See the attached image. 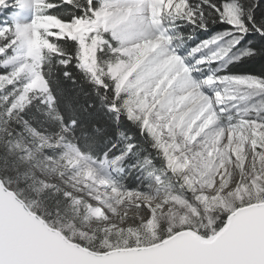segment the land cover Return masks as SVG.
I'll return each mask as SVG.
<instances>
[{"label":"snow or ice","instance_id":"1","mask_svg":"<svg viewBox=\"0 0 264 264\" xmlns=\"http://www.w3.org/2000/svg\"><path fill=\"white\" fill-rule=\"evenodd\" d=\"M250 62L264 0H0V264H264ZM69 66L115 131L61 103Z\"/></svg>","mask_w":264,"mask_h":264},{"label":"trees","instance_id":"2","mask_svg":"<svg viewBox=\"0 0 264 264\" xmlns=\"http://www.w3.org/2000/svg\"><path fill=\"white\" fill-rule=\"evenodd\" d=\"M264 68L261 62H250L241 65L239 71H254L259 72ZM60 75L58 78V91L60 93V101L63 105H71L78 109H87L85 117L89 126L98 125L101 128L107 127L110 131H115L111 117L103 111L100 106V101L94 94L93 90L83 82L78 69L74 66H69L66 71L72 73V78L63 76L65 69L58 70ZM94 106V107H93ZM88 113H91L89 116ZM122 130L135 136L138 141L142 142L138 130L131 124L125 122Z\"/></svg>","mask_w":264,"mask_h":264},{"label":"rangeland","instance_id":"3","mask_svg":"<svg viewBox=\"0 0 264 264\" xmlns=\"http://www.w3.org/2000/svg\"><path fill=\"white\" fill-rule=\"evenodd\" d=\"M136 175H137V173L135 172V170H133V178H134ZM128 223H129V224H132V223H134V221L129 220Z\"/></svg>","mask_w":264,"mask_h":264}]
</instances>
